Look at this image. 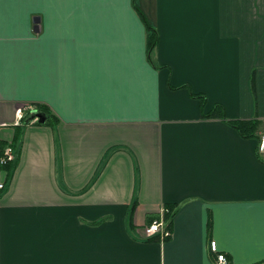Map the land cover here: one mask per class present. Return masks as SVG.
Returning a JSON list of instances; mask_svg holds the SVG:
<instances>
[{
	"label": "crops",
	"instance_id": "0c3cea01",
	"mask_svg": "<svg viewBox=\"0 0 264 264\" xmlns=\"http://www.w3.org/2000/svg\"><path fill=\"white\" fill-rule=\"evenodd\" d=\"M261 144L264 0H0V264H262Z\"/></svg>",
	"mask_w": 264,
	"mask_h": 264
},
{
	"label": "trees",
	"instance_id": "16d2710c",
	"mask_svg": "<svg viewBox=\"0 0 264 264\" xmlns=\"http://www.w3.org/2000/svg\"><path fill=\"white\" fill-rule=\"evenodd\" d=\"M146 28H147L146 48L147 51L150 53L157 44V34L156 31L152 29L148 24H146ZM191 95L199 100L200 108L202 112L206 104L205 96L202 94H194V93H191ZM32 110H36L46 115L47 119L44 124L54 125L55 123L54 117L48 112V110L44 106L36 105V107ZM32 110L29 111L30 113H25V115H23L21 119L26 120L28 118V115L31 114ZM202 115L205 118H219L225 121L228 125L234 128L242 137H258V138L260 137L259 131L261 128V124L258 120L228 119L227 116L225 115L224 109L219 105H216L208 114L202 113ZM36 123L39 124L38 121H36ZM2 149L3 148L0 145V153L2 152ZM135 206L136 204L133 203L127 213V219L129 223L131 221V217L135 209ZM164 208L166 209V211L163 214V220L166 223V228L170 230L176 210L172 205H164ZM159 216H160L159 213H157V216H151L150 220L147 223H150L153 220H157ZM210 224L211 222L209 221L208 222L209 228H210ZM154 238H158V236L156 235L146 239H154ZM262 264H264V262H262Z\"/></svg>",
	"mask_w": 264,
	"mask_h": 264
},
{
	"label": "built area",
	"instance_id": "2783aa9c",
	"mask_svg": "<svg viewBox=\"0 0 264 264\" xmlns=\"http://www.w3.org/2000/svg\"><path fill=\"white\" fill-rule=\"evenodd\" d=\"M18 118H22V114L19 112L17 113ZM261 149H264V144H261ZM15 158V154L13 148L9 145L2 149L0 153V166H4L12 162ZM5 189V182L0 178V194ZM166 211L164 207L161 208L159 211V218L157 220H153L143 228V234L145 238H150L153 236H158L161 239L168 238L171 234L170 230L166 228V223L163 220V214ZM211 250L217 253V264H228L225 256L223 253L217 252V245L215 241H212L210 244Z\"/></svg>",
	"mask_w": 264,
	"mask_h": 264
},
{
	"label": "water",
	"instance_id": "95a60500",
	"mask_svg": "<svg viewBox=\"0 0 264 264\" xmlns=\"http://www.w3.org/2000/svg\"><path fill=\"white\" fill-rule=\"evenodd\" d=\"M36 120L38 121L40 124L45 123L47 117L45 114L38 112L36 110H32L31 114L28 116V118L26 119V123L32 121V120Z\"/></svg>",
	"mask_w": 264,
	"mask_h": 264
}]
</instances>
